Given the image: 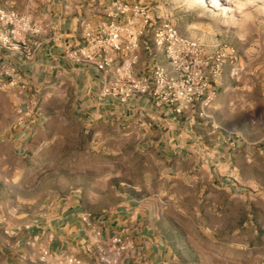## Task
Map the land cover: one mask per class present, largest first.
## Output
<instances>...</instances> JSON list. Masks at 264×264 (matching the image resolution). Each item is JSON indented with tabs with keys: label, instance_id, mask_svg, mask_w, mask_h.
<instances>
[{
	"label": "crops",
	"instance_id": "crops-1",
	"mask_svg": "<svg viewBox=\"0 0 264 264\" xmlns=\"http://www.w3.org/2000/svg\"><path fill=\"white\" fill-rule=\"evenodd\" d=\"M114 1L144 4L157 22H171L155 0H48L32 31L13 38L14 49L0 45V264H57L67 255L97 264L98 244L84 249L90 232L84 214L104 218L102 239L124 238L122 264H171L174 255L154 224L160 205L149 202L152 181L198 183L203 192L209 186L231 196L255 184L240 179L232 166L239 162L238 142L224 138L236 131L223 117V111H236L233 102L216 95L207 107L197 102L176 113L147 95L100 97V89L117 79L122 58L108 59L99 70L98 59L76 63L67 57L69 47L85 44L87 31L123 20L113 14ZM131 29L142 32L129 55L132 75L148 74L153 66L169 70L154 43V26ZM249 115L244 124L255 130L263 120ZM257 142L256 149L247 139L242 150L247 168L256 159L264 164V141ZM138 165L143 182L133 181ZM41 166L44 174L32 176ZM48 174L55 179L49 187L41 183ZM80 176L101 182L84 186ZM44 249L49 261L41 259Z\"/></svg>",
	"mask_w": 264,
	"mask_h": 264
},
{
	"label": "rangeland",
	"instance_id": "rangeland-1",
	"mask_svg": "<svg viewBox=\"0 0 264 264\" xmlns=\"http://www.w3.org/2000/svg\"><path fill=\"white\" fill-rule=\"evenodd\" d=\"M47 1L0 0V12H14L32 27L46 12ZM155 4L182 36L200 45L204 55L218 48H223L226 56L232 55L223 59L221 74L213 85L215 96L235 104L234 113L223 111L224 125L236 129L224 132V138L229 135L240 150L239 162L232 166L242 181L255 182L242 187L247 192L238 190L231 196L209 186L203 192L198 183L188 186L171 180L152 181L155 192L149 202L160 205L155 227L174 255L171 264H264V164L256 159L247 168L242 163L246 140L255 141L256 149L257 139L264 141V0H155ZM250 101L256 105H248ZM252 112L263 120L255 130L244 124ZM55 166L52 164L50 170ZM43 172V166L37 167L32 176H42ZM131 174H137L133 181H144L140 165ZM66 180L70 181L69 176ZM54 181L49 174L41 179L48 187ZM79 181L88 187L101 182L87 176H80ZM236 224L237 235H232Z\"/></svg>",
	"mask_w": 264,
	"mask_h": 264
},
{
	"label": "built area",
	"instance_id": "built-area-1",
	"mask_svg": "<svg viewBox=\"0 0 264 264\" xmlns=\"http://www.w3.org/2000/svg\"><path fill=\"white\" fill-rule=\"evenodd\" d=\"M114 5V15L123 16V20L111 21L95 31H87L84 45L69 47L66 50L67 57L76 63H89L98 59L95 65L99 70L108 66V59L113 61L116 55L122 58L115 69L117 79L110 85L103 86L99 96L126 100L136 95H147L155 100V103L169 105L176 113L191 108L197 102L202 107H207L214 99L213 84L221 74L223 59L232 58V55L226 56L223 48H218L211 55H204L200 45L182 36L171 22L162 20L157 23L158 17L144 4ZM0 24L4 27V31L0 32V45L7 49H14L13 38L20 30L32 31L28 21L14 12H0ZM136 24L141 29L154 26V43L163 50L170 66L169 70L153 66L148 74L132 75L133 61L129 55L138 47V38L142 33L131 29ZM108 54H113V58H107ZM82 220L90 230L84 249L89 251L91 244H98L97 264H122L128 251L124 238L115 235L102 239V217L91 219L89 214H84ZM50 258L51 252L42 250L41 259L49 261ZM57 264L87 263L78 257L67 255L59 258Z\"/></svg>",
	"mask_w": 264,
	"mask_h": 264
}]
</instances>
